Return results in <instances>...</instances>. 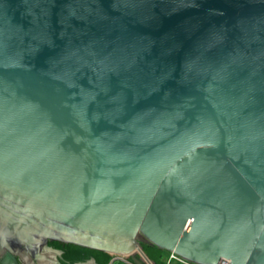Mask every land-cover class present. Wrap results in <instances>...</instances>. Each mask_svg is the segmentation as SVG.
Masks as SVG:
<instances>
[{
  "label": "water",
  "instance_id": "obj_1",
  "mask_svg": "<svg viewBox=\"0 0 264 264\" xmlns=\"http://www.w3.org/2000/svg\"><path fill=\"white\" fill-rule=\"evenodd\" d=\"M50 241L264 264V0H0V264Z\"/></svg>",
  "mask_w": 264,
  "mask_h": 264
},
{
  "label": "trees",
  "instance_id": "obj_2",
  "mask_svg": "<svg viewBox=\"0 0 264 264\" xmlns=\"http://www.w3.org/2000/svg\"><path fill=\"white\" fill-rule=\"evenodd\" d=\"M143 246L145 254L151 261L150 263L139 253L137 254V257L142 260L143 264H168L167 258L169 252L149 244H143ZM68 247L71 249L70 258L73 261H84L87 258L95 257L99 264H110L112 262L113 257L109 253L91 250L72 244H69Z\"/></svg>",
  "mask_w": 264,
  "mask_h": 264
},
{
  "label": "flooded vegetation",
  "instance_id": "obj_3",
  "mask_svg": "<svg viewBox=\"0 0 264 264\" xmlns=\"http://www.w3.org/2000/svg\"><path fill=\"white\" fill-rule=\"evenodd\" d=\"M68 245L69 244L56 242V241L49 242V246L52 247L55 251H57L56 258L59 260L61 264H77L82 262V261H73L70 258L71 249L68 247ZM88 259L89 258H87L84 261H87ZM31 262L33 264H36V260H34V258H31ZM19 264H27V263H24L23 260H20Z\"/></svg>",
  "mask_w": 264,
  "mask_h": 264
},
{
  "label": "built area",
  "instance_id": "obj_4",
  "mask_svg": "<svg viewBox=\"0 0 264 264\" xmlns=\"http://www.w3.org/2000/svg\"><path fill=\"white\" fill-rule=\"evenodd\" d=\"M167 263L168 264H196V263L186 260L180 255H177L175 252H169ZM218 264H230V261L228 259L223 258Z\"/></svg>",
  "mask_w": 264,
  "mask_h": 264
},
{
  "label": "crops",
  "instance_id": "obj_5",
  "mask_svg": "<svg viewBox=\"0 0 264 264\" xmlns=\"http://www.w3.org/2000/svg\"><path fill=\"white\" fill-rule=\"evenodd\" d=\"M112 263L111 264H135L131 259L126 257H118L112 256Z\"/></svg>",
  "mask_w": 264,
  "mask_h": 264
}]
</instances>
